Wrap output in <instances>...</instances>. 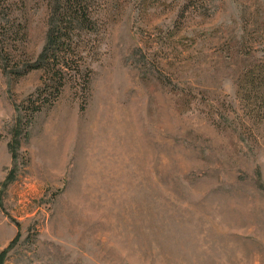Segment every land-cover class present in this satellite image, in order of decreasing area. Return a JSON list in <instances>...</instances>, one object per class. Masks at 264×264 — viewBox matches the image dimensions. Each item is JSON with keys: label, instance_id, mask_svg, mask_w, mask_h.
<instances>
[{"label": "rangeland", "instance_id": "1", "mask_svg": "<svg viewBox=\"0 0 264 264\" xmlns=\"http://www.w3.org/2000/svg\"><path fill=\"white\" fill-rule=\"evenodd\" d=\"M58 1L0 0V264H264V0H88L29 120Z\"/></svg>", "mask_w": 264, "mask_h": 264}, {"label": "trees", "instance_id": "2", "mask_svg": "<svg viewBox=\"0 0 264 264\" xmlns=\"http://www.w3.org/2000/svg\"><path fill=\"white\" fill-rule=\"evenodd\" d=\"M88 0H59L55 9L57 22L47 36V43L39 57V62L27 69H41L44 73L42 87L27 99L29 120L42 108L50 106L58 98L68 70H72L75 42L80 37L83 26L90 27L92 21ZM12 61L7 50L0 49V62L8 66ZM6 68V67H5ZM79 68V67H78ZM79 72V69H78ZM15 77L23 73L11 72ZM87 84V75L84 76ZM237 96L248 110L251 120L264 118V57L249 63L240 73L237 81Z\"/></svg>", "mask_w": 264, "mask_h": 264}]
</instances>
